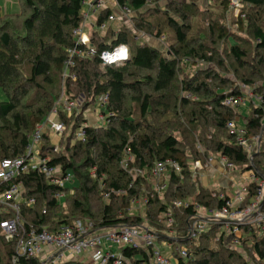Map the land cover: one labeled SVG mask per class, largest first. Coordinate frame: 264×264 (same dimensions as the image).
I'll return each instance as SVG.
<instances>
[{"label": "trees", "instance_id": "obj_1", "mask_svg": "<svg viewBox=\"0 0 264 264\" xmlns=\"http://www.w3.org/2000/svg\"><path fill=\"white\" fill-rule=\"evenodd\" d=\"M160 1L165 2V8L149 6ZM83 2L19 0L16 14L4 15L0 10V89L7 97L0 103V161L24 154L29 136L50 114L61 92L68 99L85 97V106L107 95L105 110L113 114L107 125L84 129V141L75 136L82 117L59 114L64 127L60 140L71 141L62 145L64 155L54 153L45 133L41 154L49 158L50 165H60L69 172L77 186L61 203L62 199L54 198L61 190L49 185L42 175L23 176L19 180L23 197L35 202L20 210L24 227L54 231L69 221L90 220L100 229L125 225L157 232L167 221L166 212L171 211L176 242L188 252L186 259L174 255L175 264H264V237L251 229H242L239 250L218 237L220 224L211 226L196 241L186 238L196 206L208 209L222 205L216 198L220 190L203 188L193 181L192 161L205 164L209 156L220 154L240 172H253L254 178L264 180V95L252 86L254 74L264 68V56L255 52L264 53V23L258 22L264 0H240L242 7L233 21L238 32L254 40L257 65L246 62L249 54L241 47L245 42L234 36L233 40L223 25L231 0L205 1L208 7L203 12L209 18L206 30L217 39L208 43H203L206 35L199 33L205 27H197L195 21L198 0H117L119 6L128 7L134 14L132 31L144 33L150 38L148 43L136 42L126 28H121L113 40L110 34L95 37L96 53L123 44L129 50L128 61L103 66L97 55L75 59L71 69L75 82H63L67 51L78 47L71 33L83 23ZM109 13H102L96 24ZM153 16L159 19L151 21ZM166 31L171 33L170 45H158L161 37L167 42ZM230 39L234 45L228 43ZM220 45L226 47L224 56L231 59L233 71L226 69L219 55ZM188 67L196 68L191 75L187 74ZM224 72L238 81L222 76ZM238 84L252 87L255 97L260 95L256 105L247 104L249 113L244 118L237 114L239 106L223 105L228 98L243 97ZM229 123L243 127L249 141L261 134L251 159L236 144V135L227 128ZM125 149L130 150L129 169L142 171V176L134 177L120 166ZM166 160L177 164L179 174L170 170L166 187L158 190L149 179L150 171L155 163ZM118 192L124 194L116 195ZM256 193V184L250 183L244 203ZM140 197L147 199L143 215L131 214L130 201ZM176 201H185L188 206L175 208ZM11 217L10 213L0 214V221ZM159 232L158 240H164ZM16 240L17 236L8 238L0 230V264H39L15 257ZM122 252L132 261L142 255L140 250Z\"/></svg>", "mask_w": 264, "mask_h": 264}, {"label": "built area", "instance_id": "obj_2", "mask_svg": "<svg viewBox=\"0 0 264 264\" xmlns=\"http://www.w3.org/2000/svg\"><path fill=\"white\" fill-rule=\"evenodd\" d=\"M84 5H87L89 10L82 12L83 23L71 33V39L78 47L67 51V59L62 72L63 82H75L76 76L71 71L75 59H85L97 55L103 66H119L128 61L129 50L123 44L114 45L96 53L93 47L95 37L104 38L110 34L113 40L121 28H126L131 30L136 42L146 43L150 39L142 32L134 33L132 31L131 18L134 14L128 7L119 6L117 0H109V5H106L104 0H84ZM153 5L150 4L149 6ZM229 7L230 10L237 8L235 12L238 14L242 4L240 0H231ZM105 11L110 13L101 24L97 25L98 17ZM89 12L92 13L93 24L90 25L89 32H87L85 21ZM95 28L100 33L94 31ZM161 42L164 45V37L159 39L158 45L162 44ZM107 43L111 44V42ZM239 88L242 91H250L244 85H240ZM242 98H228L223 102V105L235 108V106H240ZM255 98V104L260 102V100L257 101L259 97ZM84 99L83 96L68 99L62 92L50 114L29 136L24 154L0 161V214L10 213L12 216L10 219L0 221V230L8 238L17 236L15 257L23 258L26 261L35 260L39 264H170L171 257L174 259V255L182 259L188 258L187 249L178 245L175 237L172 236L174 230L170 229L173 222L171 211L165 214L167 234H162L165 239L161 241L158 240L157 232L146 227L136 228L123 225L100 229L90 220L69 221L59 225L54 231H48L46 227L34 228L32 225L24 227L20 210L23 206L30 207L35 202L32 198L23 197L19 182L23 176L30 173L42 175L49 185H54L61 190L54 194L56 200H61L67 194L72 193L71 190H65V182L72 180L71 174L64 172L60 165H50L49 158L41 154L42 138L46 132L50 131L56 135L63 133L64 127L59 120V114L62 113L67 118L71 116L82 117L80 126L75 132L76 140L79 141H84V129L103 127L108 124L109 118L113 116L112 113L105 110L108 102L107 95L99 96L93 107L85 106L83 104ZM91 110L95 114L93 124L87 120V114L91 113ZM227 128L236 135V144L243 148L248 159H251V155L257 152L259 148L260 137H255L249 141L243 127L229 123ZM53 151L57 152L58 150L54 147ZM124 153L125 156L120 162V166L124 171L134 173L135 170L129 169L130 150L125 149ZM213 162L228 171L236 169L226 157L220 154L209 156L205 164L202 165L208 167ZM190 169L192 174L198 176V173L201 172L200 161H192ZM170 170L179 174L177 164L172 161L166 160L154 164L150 171V178L156 189L163 190L166 187ZM136 172L138 176L142 174V171ZM93 173L94 171L91 174L93 175ZM257 180H260L257 183V193L248 203H244L243 196L247 193V184L243 183L238 185L237 191L231 197L222 192L219 193L216 198L222 201V205L218 208L204 209L196 206V214L187 227L186 238L189 241H196L211 226L216 224H220L222 227L218 237L228 240V246L233 249L240 247L242 229L244 228L253 230V233L258 237H264V180ZM107 198L108 196L104 197L105 201L108 200ZM243 203L245 205H242ZM146 204L147 199L144 197L132 199L130 201L131 214L140 213L139 211H143ZM173 206L186 208L188 204L185 201H176ZM199 209L205 211L206 217L199 215ZM162 241L164 242L160 245ZM125 249L140 250L142 255L136 257V261H132L123 254L122 250ZM66 253L67 256H65ZM168 253L171 256H168Z\"/></svg>", "mask_w": 264, "mask_h": 264}, {"label": "rangeland", "instance_id": "obj_3", "mask_svg": "<svg viewBox=\"0 0 264 264\" xmlns=\"http://www.w3.org/2000/svg\"><path fill=\"white\" fill-rule=\"evenodd\" d=\"M205 1L206 0H198V2L196 3V15L198 17H197V19L195 21H196L197 27H205V30L199 29V33H203V34L206 35L207 39H206V41H203V43H208V41L211 42L213 39H216V37L215 36L212 37V35H209V32L206 30L207 29L206 23H207V20L209 18L207 16V14L203 12L208 7L206 5ZM164 3H165L164 1H160V2L155 3L154 5L161 7V5L164 6ZM19 6H20L19 0H0V10H1L2 14H4V15L16 14L19 11ZM86 8L87 7L82 6L83 11L86 10ZM161 8H165V6L161 7ZM235 9H237V8H234L233 10H230V12L226 16V22L223 25L228 29V32L230 33L231 37H233V36L237 37L238 39H241L242 41L245 42L244 46L242 45L241 47L243 48L244 51H246L249 54L246 62L249 65H257L258 61H259V58H257L254 53L256 52V53H258V54H260L262 56H264V53H262L260 51H255L254 52L253 49H254V44L255 43H254V40L252 39V37L247 35L245 32L240 33V32H238L236 30V27L233 24L234 19H236V17H237V12H235ZM169 12L171 13V11H169ZM230 13L232 14V16L230 15ZM155 18H156V20L159 19L157 16H153L150 19H151V21L152 20L154 21ZM258 22L259 23L260 22L264 23V12L259 17ZM94 31L100 33L98 31V29H96V28L94 29ZM165 36L167 37V42L164 43V46L167 47V45H170V43H171L170 40H169L170 39L169 37H171V33L169 31H166ZM234 37L232 38L233 40L235 39ZM233 40L230 39V41L228 43L234 45L235 42ZM216 41H217V39H216ZM161 43L162 44H160V45H163V42H161ZM229 44H228V46H229ZM225 48L226 47L221 46V45L218 46V49L220 50L219 55L223 59V62H224V65H225L226 69H228L229 71H233L235 66L231 63V59H229L228 56H224L225 55V53H224ZM263 60H264V58H263ZM206 67H210L211 68L212 66H206ZM195 69L196 68L188 67V70H186L187 74L191 75ZM213 69H215V68H213ZM260 69H262V70H260V73H255L254 76H253V81L254 82L252 83V86L254 87V89H256L258 91L257 93L260 92L261 93L260 95H264V68L260 67ZM224 73H227V72H224ZM224 73L221 74V75L226 77V78L235 79V80L238 81V79H236V77L234 75H232L230 73H227V74H224ZM144 74H146V73H144V72L141 73V75H144ZM151 74H153V72H151ZM240 85H243V84H238V86H240ZM249 89H250V91H247V90L241 91V92H243L242 96L244 98H242V102H241L240 106L236 108L237 114L239 115V118L240 117L244 118V117H246L248 115V113H249V105H247L248 103H250V105H253V104L256 105L255 102H254L256 98L254 97L255 94H253V92H252V87L249 88ZM61 93H60V95H61ZM260 95H258V96L260 97ZM258 100H260V99L257 98V101ZM6 101H7V97L5 96L4 92L0 89V103L6 102ZM83 104L84 105L86 104V99H84ZM90 106L93 107V104H91ZM237 124L240 125V123H237ZM67 140H70V139L69 138L65 139V140L63 139V141L60 140V139H57V141L55 143L54 142L52 143L53 147H56V149L58 150L57 152L59 154H61V155H64V147L62 145H65ZM57 152H54V153H57ZM211 164L209 166H211ZM204 169H205V167H203V165L201 164V171H204ZM232 171H234V173H238L239 174V178L241 179L242 183L247 184V186H249L250 183H255L256 186H257L258 185L257 183H259V181H260V180H257L256 178L253 177V172H243L242 173L238 169H234ZM136 175H138V174L135 171L133 176L136 177ZM141 176H142V174H141ZM195 176H197V175L192 174L193 181L198 184V182H197L198 180H197V178ZM149 179L151 180V178H149ZM73 180H74V178L72 180H70V182H65V189L66 190H71L73 188H76V186H77L76 180H74V181ZM237 180L238 179H236L235 181H237ZM214 189H216V188H214ZM217 191H219V190H217ZM219 192H223V190H220ZM225 195H227V194H225ZM144 198H146V197H144ZM243 198H244V196H243ZM63 201H64V199L61 200V203H63ZM242 205H245V204L243 203ZM139 212H140L139 214L143 215L142 214L143 211H139ZM198 213H199L200 216L206 217V213H205L204 210L199 209ZM163 224H164L163 225V229L162 230H158L157 232L160 231L159 233L165 235V234H167V232L165 230L167 228V226H166V223H163ZM170 229H172V228L170 227ZM154 231H155V229H154ZM172 234H173L172 236L176 237L175 230L173 231ZM163 242L164 241H162V243L160 242V245L163 244ZM238 250H239V248H238ZM114 251H115V249H114ZM67 255L68 254L66 253L65 256H67ZM170 264H175V261H174L173 257H171Z\"/></svg>", "mask_w": 264, "mask_h": 264}, {"label": "crops", "instance_id": "obj_4", "mask_svg": "<svg viewBox=\"0 0 264 264\" xmlns=\"http://www.w3.org/2000/svg\"><path fill=\"white\" fill-rule=\"evenodd\" d=\"M105 4L109 5V0H104ZM158 5V4H157ZM86 10L82 12H88L89 8L87 5H84ZM159 8L163 7V5L158 6ZM92 13L89 12V16L87 17L85 21V30L89 32L88 28L90 25L93 24V17ZM92 113V110H91ZM87 114V120L91 124L94 123V113ZM46 134L50 137L51 143H55L57 139H60L59 137L61 135H56L50 131L46 132ZM248 176V175H247ZM197 182L198 185L203 188H209L214 190H223L224 194H227L228 197H231L236 191L239 184H243L241 179L239 178L238 173H234V171H228L223 168H221L216 162H213L211 166L205 167L204 171H201L198 173ZM238 179L237 181H235ZM222 192V193H223ZM168 256H171L170 253H168Z\"/></svg>", "mask_w": 264, "mask_h": 264}, {"label": "water", "instance_id": "obj_5", "mask_svg": "<svg viewBox=\"0 0 264 264\" xmlns=\"http://www.w3.org/2000/svg\"><path fill=\"white\" fill-rule=\"evenodd\" d=\"M259 137H261V134L259 135Z\"/></svg>", "mask_w": 264, "mask_h": 264}]
</instances>
